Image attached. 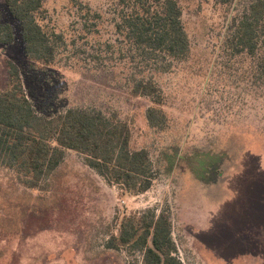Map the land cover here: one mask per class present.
<instances>
[{
  "label": "rangeland",
  "instance_id": "rangeland-1",
  "mask_svg": "<svg viewBox=\"0 0 264 264\" xmlns=\"http://www.w3.org/2000/svg\"><path fill=\"white\" fill-rule=\"evenodd\" d=\"M177 2L189 55L159 73L139 64L118 27L116 0H42L39 24L57 41L48 65L28 58L20 24L0 0V23L15 36L0 44V92L11 62L39 115L116 113L130 128L131 148L146 149L155 171L151 187L133 194L69 150L36 188L0 166V264H140L141 252L116 237L123 220L150 212L169 215L180 264H264V96L221 53L239 6ZM141 77L154 79L162 103L131 93ZM149 107L166 115L164 128L149 125Z\"/></svg>",
  "mask_w": 264,
  "mask_h": 264
},
{
  "label": "trees",
  "instance_id": "trees-1",
  "mask_svg": "<svg viewBox=\"0 0 264 264\" xmlns=\"http://www.w3.org/2000/svg\"><path fill=\"white\" fill-rule=\"evenodd\" d=\"M236 2L239 9L225 27L221 53L228 62L235 60L242 65L249 86L257 95L262 92L264 96V0ZM4 3L10 16L20 24L28 58L46 65L53 63L57 41L39 24L42 0H4ZM116 3L118 27L142 67L166 73L174 62L187 59L189 40L177 0H116ZM14 39L12 26L0 23V44L10 45ZM7 75V87L0 92V166L14 170L23 185L38 187L62 163L69 150L81 155L84 164L108 184L133 194L144 193L151 187L155 171L150 155L146 149L131 148L130 128L116 113L105 115L94 109L69 108L50 117L39 115L24 92L19 70L11 62L7 63ZM130 91L154 104L164 100L152 77L135 80ZM145 115L151 127H165L166 115L160 109L149 107ZM148 215L123 220L117 242L141 252L140 264H180L172 256L175 245L169 215L163 212Z\"/></svg>",
  "mask_w": 264,
  "mask_h": 264
}]
</instances>
